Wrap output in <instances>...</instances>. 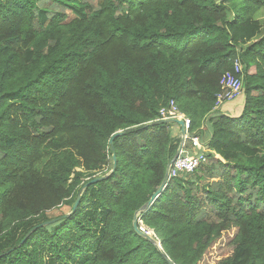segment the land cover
<instances>
[{
    "label": "trees",
    "instance_id": "obj_1",
    "mask_svg": "<svg viewBox=\"0 0 264 264\" xmlns=\"http://www.w3.org/2000/svg\"><path fill=\"white\" fill-rule=\"evenodd\" d=\"M262 8L264 0H0V264L34 239L58 251L61 235L86 222V200L104 219L83 264H264ZM235 62L236 117L214 110ZM170 101L207 162L168 178L138 217L158 249L132 221L179 144L159 120ZM78 194L67 218L23 229Z\"/></svg>",
    "mask_w": 264,
    "mask_h": 264
},
{
    "label": "rangeland",
    "instance_id": "obj_2",
    "mask_svg": "<svg viewBox=\"0 0 264 264\" xmlns=\"http://www.w3.org/2000/svg\"><path fill=\"white\" fill-rule=\"evenodd\" d=\"M255 19H258V21L263 26L264 35V8L260 9V11L256 13ZM252 71L253 69L250 72ZM242 100L243 96H240L236 100L234 99L230 102H226L223 107L228 105L229 103L230 105L228 106V108L230 107L231 112L234 111V113H236L238 111V108L241 106ZM225 114H227L228 116L232 115V113H230L229 111H225ZM205 127L206 126L204 125L202 129H206ZM172 133H174V131H172ZM176 138L178 140L180 139L178 136H176ZM71 210V206L69 207L66 205H62L56 209L49 211L47 213V216L50 218L49 221L59 219L64 215H68L69 213H71ZM81 210L82 213L86 216V222L80 226H77L69 234L61 235L62 241L59 243L58 251L54 250V241L50 240L48 242L47 239H34L25 247V249L21 250L19 254L17 253L16 255H13L12 258L6 259L5 264H32L30 260L31 256L35 257V264H83L87 260H90L93 257L94 247L97 244L102 232L101 227L104 219V214L101 212V210L98 209L93 200H86L82 204ZM41 223H43L42 219L37 218L30 224L26 225L25 228L23 227V229H26L32 225L34 226L35 224L41 225ZM41 228H44V226L39 227V229ZM37 229L38 228L33 231H36ZM145 230L146 233L155 240L153 232L148 229ZM20 236L21 229L13 231V233L9 237L8 245H12ZM61 238H56V240ZM225 245L226 242L222 243L220 245L221 247L217 246L215 250L211 251V253H213L214 256L219 255L225 249ZM0 249L5 250V247H1L0 244Z\"/></svg>",
    "mask_w": 264,
    "mask_h": 264
},
{
    "label": "built area",
    "instance_id": "obj_3",
    "mask_svg": "<svg viewBox=\"0 0 264 264\" xmlns=\"http://www.w3.org/2000/svg\"><path fill=\"white\" fill-rule=\"evenodd\" d=\"M240 72L241 66L235 62L233 73H226L222 77L219 83L220 91L216 96L217 104L214 110H217L222 104L236 99L240 94L242 88ZM158 114L160 121L180 120L183 123L184 134L183 136L180 135L181 149L178 156L167 169L168 177L174 179L194 173V171L207 162V158L200 136L190 132V119L177 109L173 101L160 108ZM201 130L203 129L201 128ZM139 230L144 232L145 227L140 224Z\"/></svg>",
    "mask_w": 264,
    "mask_h": 264
},
{
    "label": "water",
    "instance_id": "obj_4",
    "mask_svg": "<svg viewBox=\"0 0 264 264\" xmlns=\"http://www.w3.org/2000/svg\"><path fill=\"white\" fill-rule=\"evenodd\" d=\"M160 122H164L165 124H176V125H178L179 128H180V134H181V136H183L184 131H183V123H182V121H180V120H168V121H160ZM152 125H153V123L149 124L148 126H152ZM124 134H125V131H120V132H117V133L113 134L111 136L110 140H109V144L112 145V142H113V140L115 138L120 137V136H122ZM180 149H181V138H180V143H179V145L177 147V150L175 152V155H174L173 159H175L178 156V154L180 152ZM112 161H113L112 170L109 173H111L114 170V168H115V165H116L115 155L112 156ZM167 169H168V167H167ZM109 173L107 175L99 176L97 178H94V179L88 181L84 185L83 189H85V187H87L88 185L96 184L97 182H100L101 180L105 179L109 175ZM167 181H168V174H167V171H166V174H165L160 186L158 187V189L151 195V197L148 200V202L135 214V216L133 218V221H132V226H133L134 231L137 234H139L140 236H142L143 238L147 239L148 241L153 242L155 245H157L158 249H160V245L157 244L155 242V240L151 236H149L148 234H144V233H142V232H140L138 230V228H137V219L140 216V214L143 213L144 211H146L148 209V207L155 201V199H157L161 195L163 189L165 188V186L167 184ZM80 197H81V195L78 194L77 197H76V200H75V202H74V204L72 206L71 213H69L68 215H64L63 218H67L72 213H74V211L76 210V208H77V206H78V204L80 202ZM57 220L58 219H54V220H50L48 222H45L44 224L40 225V227L52 224V223L56 222ZM33 230H35V229H33ZM32 231H30L28 233V235L31 234ZM168 263L171 264L169 261H168Z\"/></svg>",
    "mask_w": 264,
    "mask_h": 264
},
{
    "label": "crops",
    "instance_id": "obj_5",
    "mask_svg": "<svg viewBox=\"0 0 264 264\" xmlns=\"http://www.w3.org/2000/svg\"><path fill=\"white\" fill-rule=\"evenodd\" d=\"M230 104L228 103V105H226V106H220V108L218 109V110H220L222 113L224 112L225 113V111H229L230 113H232V116H238L240 113H241V107L242 106H240L239 108H238V111L236 112V113H234V111H232L231 112V108L229 107L228 108V106H229ZM170 129H172V131H174V135L175 136H178L179 138H180V128L177 126V125H173L172 124V127L170 128ZM180 140V139H179Z\"/></svg>",
    "mask_w": 264,
    "mask_h": 264
},
{
    "label": "bare ground",
    "instance_id": "obj_6",
    "mask_svg": "<svg viewBox=\"0 0 264 264\" xmlns=\"http://www.w3.org/2000/svg\"><path fill=\"white\" fill-rule=\"evenodd\" d=\"M241 89H242V88H241ZM175 125H176V124H175ZM177 126H178V125H177ZM178 127H179V126H178ZM173 160H174V159H173ZM173 160H172V161H173ZM170 164H171V163H170ZM170 164H169V165H170ZM168 167H169V166H168ZM167 174H168V173H167ZM168 178H169V177H168ZM137 223H138V219H137ZM137 228H138V226H137ZM145 229H146V228H145ZM138 230H139V229H138ZM139 231H140V230H139ZM140 232H141V231H140ZM142 233L147 234V233H146V230H145L144 232H142Z\"/></svg>",
    "mask_w": 264,
    "mask_h": 264
}]
</instances>
